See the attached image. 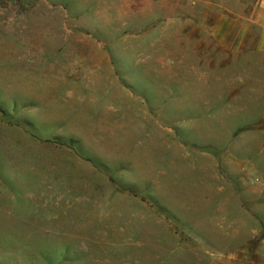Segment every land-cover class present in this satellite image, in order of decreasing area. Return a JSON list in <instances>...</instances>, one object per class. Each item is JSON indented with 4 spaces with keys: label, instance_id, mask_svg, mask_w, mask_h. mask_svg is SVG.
<instances>
[{
    "label": "rangeland",
    "instance_id": "1",
    "mask_svg": "<svg viewBox=\"0 0 264 264\" xmlns=\"http://www.w3.org/2000/svg\"><path fill=\"white\" fill-rule=\"evenodd\" d=\"M89 77L93 113L133 93L140 158L86 185L56 118ZM154 252L264 264V0H0V264Z\"/></svg>",
    "mask_w": 264,
    "mask_h": 264
},
{
    "label": "crops",
    "instance_id": "2",
    "mask_svg": "<svg viewBox=\"0 0 264 264\" xmlns=\"http://www.w3.org/2000/svg\"><path fill=\"white\" fill-rule=\"evenodd\" d=\"M57 84L61 85L59 87L63 89L65 95H72V89L75 86L68 85L69 83L65 78L57 82ZM80 93L82 98L78 102L75 100L70 103L68 97L64 98L66 104H63L64 108L59 107L60 112L56 118L60 124V131L78 141L71 150L75 155L74 158L80 161L81 167L71 168L66 174L81 175L77 179H81L87 185L91 180L92 174L100 178L105 177L106 181L110 182V175L117 172V170L120 172L124 169V174L136 172L138 159L140 158L139 146L138 140L133 139L132 136L133 128L136 126L134 122L137 121V114L135 113L133 120V112L138 111V103L132 102L133 93L123 88L121 84L118 88L106 87L102 93L105 95L102 102V114H98L96 111L92 112V102L96 105L100 98L98 97L99 90L92 88L91 77H89L86 86L82 82ZM123 93L128 97L125 103L122 100ZM84 95L88 97L89 104L87 106L84 103ZM67 107L71 108L68 109ZM43 118L46 122L44 125H47V117H42L41 119ZM112 187V190L116 189V185ZM141 201L156 214L155 203L143 197ZM134 203L138 204L137 202ZM157 215L162 217L160 214ZM150 254L159 258L152 261L153 263L163 262V264H169L170 262L164 252Z\"/></svg>",
    "mask_w": 264,
    "mask_h": 264
},
{
    "label": "trees",
    "instance_id": "3",
    "mask_svg": "<svg viewBox=\"0 0 264 264\" xmlns=\"http://www.w3.org/2000/svg\"><path fill=\"white\" fill-rule=\"evenodd\" d=\"M58 139H59V141H60L61 144H65V143L67 144L68 143L69 145H74V144H77L78 143L77 140L70 139V138H67L66 141L63 139V137H59Z\"/></svg>",
    "mask_w": 264,
    "mask_h": 264
}]
</instances>
